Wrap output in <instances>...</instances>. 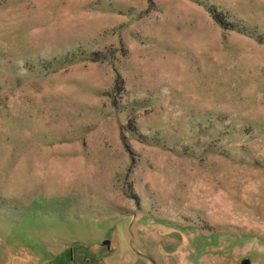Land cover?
Returning a JSON list of instances; mask_svg holds the SVG:
<instances>
[{
  "label": "rangeland",
  "instance_id": "1",
  "mask_svg": "<svg viewBox=\"0 0 264 264\" xmlns=\"http://www.w3.org/2000/svg\"><path fill=\"white\" fill-rule=\"evenodd\" d=\"M243 258L264 264V0H0V264Z\"/></svg>",
  "mask_w": 264,
  "mask_h": 264
},
{
  "label": "water",
  "instance_id": "2",
  "mask_svg": "<svg viewBox=\"0 0 264 264\" xmlns=\"http://www.w3.org/2000/svg\"><path fill=\"white\" fill-rule=\"evenodd\" d=\"M104 244L108 245L109 241H105ZM239 264H252L249 258H243Z\"/></svg>",
  "mask_w": 264,
  "mask_h": 264
},
{
  "label": "trees",
  "instance_id": "3",
  "mask_svg": "<svg viewBox=\"0 0 264 264\" xmlns=\"http://www.w3.org/2000/svg\"><path fill=\"white\" fill-rule=\"evenodd\" d=\"M259 42H261V41H259ZM91 60L95 61L96 59L92 58Z\"/></svg>",
  "mask_w": 264,
  "mask_h": 264
}]
</instances>
